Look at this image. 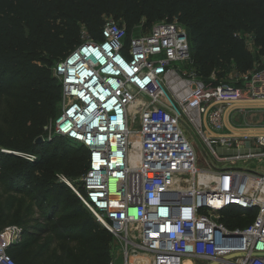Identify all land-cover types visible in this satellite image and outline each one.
Listing matches in <instances>:
<instances>
[{
  "label": "built area",
  "instance_id": "1",
  "mask_svg": "<svg viewBox=\"0 0 264 264\" xmlns=\"http://www.w3.org/2000/svg\"><path fill=\"white\" fill-rule=\"evenodd\" d=\"M52 74L60 100L41 136L85 147L76 182L56 177L110 233L108 264H264V131L235 133L227 124L235 110L264 111V54L207 84L177 19L146 31L137 24L127 35L108 15L99 36H83ZM226 210L248 222L226 225ZM15 229L0 230V264H16L7 252ZM233 252L241 254L224 258Z\"/></svg>",
  "mask_w": 264,
  "mask_h": 264
},
{
  "label": "trees",
  "instance_id": "2",
  "mask_svg": "<svg viewBox=\"0 0 264 264\" xmlns=\"http://www.w3.org/2000/svg\"><path fill=\"white\" fill-rule=\"evenodd\" d=\"M103 14L123 25L127 35L137 24L146 31L158 20L177 19L186 28L196 74L207 84L222 81L219 77L227 64L245 72L264 54V0H0V101L12 103L7 129H0V169L8 165L0 183L5 192H23L30 184L33 190L46 185L53 191L52 200L36 203L40 218L49 219L52 232L76 236V241L83 237L79 260L75 253L64 259L76 264H108L111 243L110 233L56 177L62 172L76 182L86 167V149L60 135L36 138L59 105L60 82L52 66L82 40L81 26L88 36H99ZM246 33L252 36L253 51L246 45ZM55 141L72 148L65 146L57 153ZM4 148L30 153L32 158ZM53 207L65 213L55 216ZM224 215L228 226L248 222L229 210ZM7 219L20 225L27 239L35 234L25 215L15 220L9 213L2 214L0 230ZM26 243L22 242L20 257L28 262H19L11 246L7 252L16 264H38L29 258L35 256Z\"/></svg>",
  "mask_w": 264,
  "mask_h": 264
},
{
  "label": "rangeland",
  "instance_id": "3",
  "mask_svg": "<svg viewBox=\"0 0 264 264\" xmlns=\"http://www.w3.org/2000/svg\"><path fill=\"white\" fill-rule=\"evenodd\" d=\"M107 15L103 14V18L106 17ZM118 20V19H117ZM80 39H82L83 36L86 35L84 28L81 26L80 29ZM224 72L222 73L221 77H219L220 79H231L234 77V68L232 64H227L226 67L224 68ZM212 78H215L216 75L213 74L211 76ZM3 101V102H2ZM0 101V129L2 131L7 129L9 120L11 118L10 116V112L12 110V103L9 101H4L2 100ZM259 125V114L258 113H253L252 111H246L244 109H238L235 110L232 113V118L229 121V126L230 128H238V127H250V128H255ZM255 126V127H254ZM253 131V130H251ZM186 134L189 136V138L191 139V141L195 144V146L198 148H201L199 139L197 138V135L191 131L189 128L186 129ZM57 146V153L62 151V149L65 146H68L67 144L63 143V142H57L55 141V145ZM68 148H72L71 146H68ZM218 150L220 151H224V152H232L233 148H229V149H224V148H219L217 147ZM6 149V148H4ZM50 149V148H49ZM7 151L14 153L16 155H19L20 157H22L23 155H21L20 153H23V151L20 150H15V149H6ZM257 162L255 161H251L248 162V164L254 166ZM238 164H241V166H245L244 164H242L241 162H238ZM264 165V162L262 163ZM8 165L5 164L1 169H0V175L4 174L6 172L5 168ZM58 170H55V172ZM54 172V173H55ZM34 175H39V172H35ZM56 179V178H55ZM58 180V179H57ZM28 192V194H27ZM54 196L53 191H50V188L48 186H40L38 189L33 190L31 188V184L30 186L26 187L24 189L23 192H5L3 190V186L0 183V219L2 217V214L4 213H9L10 215H12L14 218H16L15 220H17V218H20L22 216H26L28 218V222L30 221L31 224H35V221H37L38 219L40 220V216H43L41 213V210L38 206V204H36L38 201L43 200L44 198L46 200H52V198ZM63 203H61L60 205H62ZM64 205V204H63ZM84 210V209H82ZM86 211V210H84ZM52 212H55V216L59 215L60 213L63 214L65 213V210L60 209V208H52ZM14 223L11 222V220L9 221V219H7L5 226H12ZM31 229L34 230L33 226H30ZM75 234V233H74ZM73 237V238H72ZM74 237L76 238V236H70L69 239L66 240V243L68 245H73V247L69 246L67 253L70 254L72 253V255H74V253L76 254V257L79 260L80 257V252L78 251V247H80L79 242H81L83 240V237L79 238V241H76L74 239ZM27 237L24 234L23 235V243H26L25 241H27ZM28 245V243H26ZM51 250L53 251V248H51ZM29 254V253H27ZM29 258L35 259V263L41 264V262L44 264V260L43 257H39L35 256L32 257L30 254L28 255ZM72 263V262H71ZM73 264H76L73 263Z\"/></svg>",
  "mask_w": 264,
  "mask_h": 264
},
{
  "label": "flooded vegetation",
  "instance_id": "4",
  "mask_svg": "<svg viewBox=\"0 0 264 264\" xmlns=\"http://www.w3.org/2000/svg\"><path fill=\"white\" fill-rule=\"evenodd\" d=\"M33 228L35 234L26 241L29 252L38 258L42 256L44 264H73L69 260H64L67 256L68 247H73V245L66 243V240L69 239L66 233L52 232L49 219H38L35 224L33 223Z\"/></svg>",
  "mask_w": 264,
  "mask_h": 264
},
{
  "label": "crops",
  "instance_id": "5",
  "mask_svg": "<svg viewBox=\"0 0 264 264\" xmlns=\"http://www.w3.org/2000/svg\"><path fill=\"white\" fill-rule=\"evenodd\" d=\"M245 110L246 111H250V112L252 111L253 113H258L260 111V110H257V109H250V108L249 109H245ZM260 119H261V117L259 116V125L258 126H264V124H262L260 122ZM227 124L229 125L228 122H227ZM258 126L257 127L254 126L255 127V131H259V130L264 131V128L263 129H261V128L259 129ZM251 130H254V129H252L250 127H238V129L237 128H233V131L235 133H237V132L239 133V132H242V131H251ZM13 226H15L16 229L12 231V234L18 236V241L17 242H12L7 248H9L11 246L12 252L14 254L16 253L18 255L17 259H18L19 262H22V261L23 262H28V259L26 260L25 257H20V256L23 255L22 253L24 252V246L22 245L24 231L21 230L20 225L13 224Z\"/></svg>",
  "mask_w": 264,
  "mask_h": 264
},
{
  "label": "water",
  "instance_id": "6",
  "mask_svg": "<svg viewBox=\"0 0 264 264\" xmlns=\"http://www.w3.org/2000/svg\"><path fill=\"white\" fill-rule=\"evenodd\" d=\"M258 114L261 117L260 122L262 124H264V111H259ZM42 140H43V137L41 135L36 138V141H42ZM239 254H241V253H238V252L229 253V254L224 255V258L233 257V256H236V255H239ZM259 254H264V253H259ZM216 263H217V261H211V262H209L207 264H216Z\"/></svg>",
  "mask_w": 264,
  "mask_h": 264
},
{
  "label": "bare ground",
  "instance_id": "7",
  "mask_svg": "<svg viewBox=\"0 0 264 264\" xmlns=\"http://www.w3.org/2000/svg\"><path fill=\"white\" fill-rule=\"evenodd\" d=\"M228 123H229V121H227ZM230 127V126H229ZM259 127V129L260 128H264V127H260V126H258ZM232 131H233V129L232 128H230ZM238 129V128H237ZM245 129V128H244ZM252 129H254L253 131H255V128H252ZM234 132V131H233ZM249 132V131H248ZM238 133V132H237ZM134 135L132 134V137H133ZM185 264H189V260L188 259H185Z\"/></svg>",
  "mask_w": 264,
  "mask_h": 264
}]
</instances>
